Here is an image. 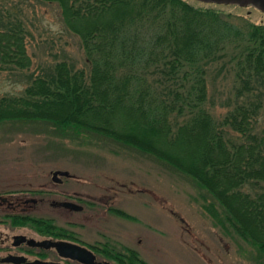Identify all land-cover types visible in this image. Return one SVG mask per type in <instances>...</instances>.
I'll return each instance as SVG.
<instances>
[{
	"label": "trees",
	"instance_id": "1",
	"mask_svg": "<svg viewBox=\"0 0 264 264\" xmlns=\"http://www.w3.org/2000/svg\"><path fill=\"white\" fill-rule=\"evenodd\" d=\"M43 1L56 2L79 36L88 70L63 58L26 72L22 10L0 0V76L11 71L23 82L0 95V120L46 119L151 153L208 192L202 207L215 224L264 253V23L185 0ZM222 59L234 69L235 102L218 120L205 102ZM13 218L68 234L48 217ZM119 256L144 264L134 250Z\"/></svg>",
	"mask_w": 264,
	"mask_h": 264
},
{
	"label": "rangeland",
	"instance_id": "2",
	"mask_svg": "<svg viewBox=\"0 0 264 264\" xmlns=\"http://www.w3.org/2000/svg\"><path fill=\"white\" fill-rule=\"evenodd\" d=\"M7 1L22 10L29 30L26 49L31 64L26 72H41L63 58L88 70L80 38L66 28L56 2ZM185 1L212 7L233 19L264 23V12L252 5ZM209 73L205 105L220 120L235 102L234 69L222 59ZM22 87L23 82L11 71L2 72L0 95ZM262 104L260 124L264 123V99ZM70 129H59L46 119L0 120V196L12 192L14 204L20 203L8 210L0 200V254L24 253L34 258L38 248L29 247L34 254L29 253L24 243L14 246L10 236L25 233L38 239L48 234L32 223L5 216V212H18L51 218L67 230L64 236L100 245L108 252L129 253L126 245L132 247L144 264H264V253L253 243L215 224L202 207L211 197L191 176L147 151L99 133L72 134ZM55 169L68 170V177L55 182ZM72 193L83 205L81 210L66 211L50 204ZM28 195L44 200L37 201L35 209L22 211L23 204L33 206L23 202ZM44 251L58 259L52 249ZM132 264L141 263L135 260Z\"/></svg>",
	"mask_w": 264,
	"mask_h": 264
},
{
	"label": "flooded vegetation",
	"instance_id": "3",
	"mask_svg": "<svg viewBox=\"0 0 264 264\" xmlns=\"http://www.w3.org/2000/svg\"><path fill=\"white\" fill-rule=\"evenodd\" d=\"M250 5V4H249ZM255 7V6H254ZM264 12V11H263ZM57 170V169H55ZM54 171V170H53ZM53 171H52V179L55 180L53 178ZM61 176H65V177H68V175H63V174H59L57 177H58V181H55V182H62V178ZM66 193L67 195H69L70 193L69 192H64ZM11 195H12V192H5L4 195H1L0 196V200L2 203L4 204H7V209L9 210V208L11 209V206L14 204L13 200L11 199ZM72 197H69V196H66L64 195V198L63 199H52L50 204L55 207V208H62L66 211H75L76 209H73V208H69L67 206H64L62 204H60L61 201H73L77 204H80L78 202H76L74 199H75V193H72ZM44 200L43 197H40V196H37V195H28L27 197H25V199L23 200V202H31L33 206H29L28 204H23L21 207H20V210L22 211H26V210H33L35 209L36 207V202L37 201H42ZM20 203H16L14 204L15 206H18ZM31 205V204H30ZM82 205V204H80ZM82 208H83V205H82ZM81 208V209H82ZM79 209V210H81ZM15 214H22V215H30L29 213H18V212H15V213H11V212H5V216H8V218L11 220L13 215ZM8 234L5 233L4 234V238H8ZM12 244L15 246V245H21V244H26L27 245V248H25V250L27 252H33L32 249H30L29 247H35V248H38L39 250L37 252H35L34 255H36L34 258H28V254H24V253H14V252H7L5 254H0V258L2 256H5V255H8V254H21V255H24L26 257L27 260H33V259H41V260H47V261H58V262H61L63 264H88L76 257H71V256H64V255H61L55 247L53 246H49V247H45V246H42L40 244H36L35 242L37 240H42L44 238H50V239H54V240H69V241H73V242H76V243H79L81 245H84L85 247H87L92 255H93V261L95 264H106V262H109V263H112V264H131L128 260L127 257H121L119 256V254H121L118 250H116L115 253L113 252H108L105 247L104 248H101L100 245H96V244H82L80 243L77 239H72L70 237H67V236H59L58 234H46V237H40L38 239H35L34 237L30 236V235H27L25 233H22V234H13L12 236ZM44 249H52L54 251V253L58 256V259H51L49 256H46V252L44 251ZM126 249L128 250V252H130L131 250H134L136 251L134 248L132 247H129L126 245ZM1 263H11V264H22V263H14V262H10V261H0V264Z\"/></svg>",
	"mask_w": 264,
	"mask_h": 264
},
{
	"label": "water",
	"instance_id": "4",
	"mask_svg": "<svg viewBox=\"0 0 264 264\" xmlns=\"http://www.w3.org/2000/svg\"><path fill=\"white\" fill-rule=\"evenodd\" d=\"M205 1H212V2H225V3H237L242 5H252L256 8L264 11V0H205ZM69 175V171L66 169H57L53 171V178L55 181H58V175ZM60 204L67 206L69 208H73L76 210H79L82 208V205L77 204L73 201H61ZM36 244H40L45 247L53 246L56 248V250L64 256H71L76 257L88 264H95L93 261V255L91 251L85 247L84 245H81L79 243L69 241V240H54L50 238H44L42 240H37L35 242ZM0 261H10L14 263H22V264H63L58 261H47V260H41V259H33V260H27L24 255L21 254H8L5 256H2L0 258ZM106 264H112L109 262H106Z\"/></svg>",
	"mask_w": 264,
	"mask_h": 264
}]
</instances>
